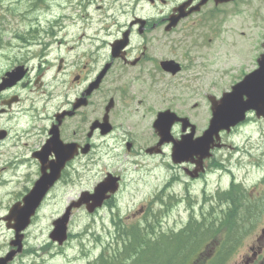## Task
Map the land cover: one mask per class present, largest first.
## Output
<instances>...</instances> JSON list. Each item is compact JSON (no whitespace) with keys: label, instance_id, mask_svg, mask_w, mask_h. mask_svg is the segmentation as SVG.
Wrapping results in <instances>:
<instances>
[{"label":"flooded vegetation","instance_id":"1","mask_svg":"<svg viewBox=\"0 0 264 264\" xmlns=\"http://www.w3.org/2000/svg\"><path fill=\"white\" fill-rule=\"evenodd\" d=\"M68 9L76 34H71V46L64 51L51 49L64 42L59 32L65 22L54 23L51 33L5 36L8 68L20 67L26 73L0 91V116L11 119L28 93L44 86L46 73L53 70L61 76L58 85L69 90L70 97L56 94L60 100L52 114L36 119L40 139L30 154L57 124L60 141L78 151L64 172L98 165L103 147L105 160L109 139L126 154L151 162L152 136L153 143L158 140L154 131L152 135V120L159 112L171 110L195 121L196 113L184 114L179 108L189 104L198 110L208 96L204 90L224 84L220 75L252 71L264 52V0H72ZM118 41H124L123 47L113 49ZM153 100L160 108L152 114ZM9 101L13 103L8 105ZM74 104L79 105L73 114L58 123L57 114L72 110ZM191 122L197 131L200 127ZM177 128L180 125L173 130ZM7 134L0 129V142ZM27 145L26 140L24 151ZM26 153L35 178L39 164ZM53 159L51 153L47 161ZM249 249L248 264H264V239Z\"/></svg>","mask_w":264,"mask_h":264},{"label":"rangeland","instance_id":"2","mask_svg":"<svg viewBox=\"0 0 264 264\" xmlns=\"http://www.w3.org/2000/svg\"><path fill=\"white\" fill-rule=\"evenodd\" d=\"M65 1L66 0H48L47 4L49 6V10L55 9L56 2L63 3ZM13 3L16 5V11H24L23 9H26L27 7V1L21 2L20 0H0V14H5V22L2 23V35H7L12 31L14 25L10 24L11 22L16 24V22L10 18L9 13L7 12V10L12 7ZM49 10L44 12L43 9H39L33 11L30 16L31 18L40 17V19L44 20L42 17L46 15ZM57 12L59 11L55 10L52 12V14H56ZM24 21L23 23L19 22L21 23L19 25L28 23L27 19ZM74 29L75 28L73 24L67 22L66 28L59 33L61 35L66 33L68 36L66 37V41L70 42L72 40L70 35L76 33ZM78 30H80V26L78 27ZM68 44L70 45V43L64 42L61 45V50H63L65 46L68 47ZM53 49H55V47H53ZM6 52L7 49L5 48V42L0 43V56ZM5 66V62L0 60V72L5 68ZM45 75L46 83H49L54 79L55 72L52 70L50 73H46ZM60 77L61 76H59V78ZM54 88L55 83L52 82L48 85H45V92H37L34 94L30 93L28 100L22 104L23 109H29L26 119H30L33 116L36 117V115H38L36 114V110L39 112L43 110V107H45V113H49L50 110L54 108L56 100L52 96L49 98V94H55ZM58 90H61V88ZM159 108L160 103L153 100L152 114ZM206 108L207 103L205 102L204 106L198 110H192L189 104L187 105V108L180 107L179 110L184 114L196 113L198 118L195 121L193 118L191 119L200 127L206 122ZM1 124L3 125V121H0V125ZM39 139V132L37 130L32 131L28 138V145L25 148L31 150L35 141L37 143ZM24 140L26 139H23V141ZM154 141L155 138L152 136V144ZM221 141L224 143V145L220 150L216 151V158L221 160V162H223L225 165L227 164V166L234 173L236 182H241V185L247 188L248 191H245L244 194L249 197L252 193H254V189H264V181H261L264 175V121L257 120L256 122H248L234 134L223 135ZM109 142H111V139H109ZM13 143L14 141L7 140L3 142V144H0V175H2V172L5 170V178L7 181L12 179L14 182L12 184H8L4 189L0 188V217L6 213V209L11 202L10 198L8 199V196L5 193L9 191L15 193L22 191L26 187L24 186L26 183L24 182L23 177L20 178L21 181H19V183H15V179L11 178L12 172H14V170L10 173L8 169V162L10 158L12 160V157L19 156V153H21L22 156L23 152V149L21 148L23 145H20L18 148L11 146ZM231 147L238 148L239 151L233 153ZM123 151V148H119L120 161L116 163L117 167L125 166V168L129 167L132 169V165L127 164L128 161L124 158L125 156H122ZM167 152L168 151L165 150L166 154L159 156L161 158H158V156H152V183L136 186L132 183L134 178L132 174L130 177H126L127 183L123 185L120 193V198L125 197V199L123 198L119 206L120 211L124 213L122 218L126 219L123 221L124 223L126 221L135 222L134 220H142L143 216H141V213H137L134 218H131V212L137 210L139 206L147 204V202L151 200V194L153 200L155 195L159 193L158 191L161 190L163 185L169 180L170 176H178V172L181 170L176 171L168 169L166 174H164L162 168L155 166L161 164L163 159L167 160ZM90 169V171H82L81 178L75 179L72 184H61L60 187H57L52 191L49 199L45 201L33 223L25 231L26 249L31 247L37 252L34 254H29L27 251H25L24 254H19V256L14 259L12 264H86L87 261L94 259L99 254L102 244L107 242H115H113V239L108 236L110 229H112L110 226L112 213H110V215L103 211L100 212L97 217L92 219V217H88L86 213L80 209L73 212L68 227L70 234H72L74 238H72V240L67 244H64L61 248V251H59V248L56 246L49 248L48 244L51 242L48 239V234L51 230L52 220L63 212L66 205L77 198L80 191L90 190L93 188L95 181L99 178L101 172L103 171V165L99 163L98 167H91ZM223 174L224 173L221 172L209 175L206 178V185L199 181L190 183L188 192L185 191L184 185L182 183H175L171 187L166 188L164 190V194L161 196L164 198L165 202L162 201V203H159L156 200H153V211L156 212L157 210H162L163 207L167 205L166 199L168 198L167 195L169 193L173 195L172 198L176 196L174 199L177 201H174L167 213L163 215L161 219V229L163 231L178 230L179 228L183 227L188 220L189 206L192 204L191 200H193L195 204L200 205V197L202 196L203 190L206 193H213L217 188L225 189L228 187L230 176H222ZM187 194H189V196H187ZM18 200L14 199L11 204ZM146 209L147 207H145V210ZM262 225H264V223H262ZM259 228L260 226L255 232L250 234L245 239L244 243L236 252L231 262L235 260L233 262L237 261V263L241 264V258L245 256V254L249 253V245L252 244L255 241V238L259 235ZM11 238L12 233L5 228L4 223L0 220V254H2L8 247V242ZM42 248H46V251H42Z\"/></svg>","mask_w":264,"mask_h":264},{"label":"water","instance_id":"3","mask_svg":"<svg viewBox=\"0 0 264 264\" xmlns=\"http://www.w3.org/2000/svg\"><path fill=\"white\" fill-rule=\"evenodd\" d=\"M260 70L258 76L255 75ZM253 74L247 76L244 81L238 84L233 92L226 95L222 100V103L212 106L213 117L210 121L208 130L204 132L201 138L192 141L193 128H191V133L182 137V141L175 143L173 147V157L175 160L183 157L187 150L199 149L201 155H206L211 147V142H213L212 136L214 135L218 139V131L229 126L234 125L238 121L242 120L244 112L247 110H255L257 116L264 117V63H261L260 68ZM12 80H10V85L15 83L20 79V75L16 76L14 72H9L6 74ZM245 95L247 100L243 101L242 96ZM180 119L176 118L174 114L165 112L158 115L154 122V127L160 136L159 145L163 142H169L170 138V126ZM183 123V129L186 128V119L180 120ZM52 137L45 146L46 149L53 152L57 161L50 167V174L42 175L39 180H37L29 194L25 196L22 200V206L17 203L12 206L9 211L8 216L5 220L8 222V227L14 230V240L11 242V246L16 247V250H12L5 257L0 258V264H7L14 255L21 250V240L23 235L20 234L24 230L29 222L30 217L34 214L35 209L41 202L47 189L53 184V182L58 178L60 170L62 169L66 160L72 157V154L68 148L62 146L58 140V133L56 127H54L51 132ZM44 147V148H45ZM154 149H152L153 151ZM199 153V151H196ZM180 161V160H178ZM43 171V166H42ZM114 187L112 186V191ZM96 198L101 202V194L105 192L104 189H97ZM69 217V209L65 215L53 223L54 229L50 233V238L56 241L59 245L63 243L66 239V223ZM13 221V224H10Z\"/></svg>","mask_w":264,"mask_h":264},{"label":"trees","instance_id":"4","mask_svg":"<svg viewBox=\"0 0 264 264\" xmlns=\"http://www.w3.org/2000/svg\"><path fill=\"white\" fill-rule=\"evenodd\" d=\"M234 201V199L229 200L232 207L223 217V221L226 220L227 223L230 221L233 224L228 223L229 231L221 243L218 253L221 262H224L240 243L242 234L237 228L248 214L241 212L244 204L239 206ZM239 207H241L240 212H238ZM193 219L191 217V222L177 232L161 231L158 219L152 220V226L131 225L118 236L121 243L105 249L98 259L90 264H186L204 241L197 233L199 225Z\"/></svg>","mask_w":264,"mask_h":264},{"label":"bare ground","instance_id":"5","mask_svg":"<svg viewBox=\"0 0 264 264\" xmlns=\"http://www.w3.org/2000/svg\"><path fill=\"white\" fill-rule=\"evenodd\" d=\"M152 228V227H151Z\"/></svg>","mask_w":264,"mask_h":264}]
</instances>
